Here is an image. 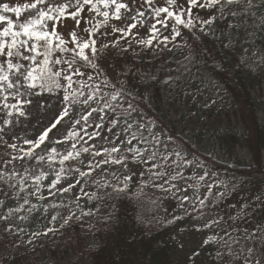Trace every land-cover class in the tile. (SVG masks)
Listing matches in <instances>:
<instances>
[{
    "label": "rangeland",
    "instance_id": "374dc122",
    "mask_svg": "<svg viewBox=\"0 0 264 264\" xmlns=\"http://www.w3.org/2000/svg\"><path fill=\"white\" fill-rule=\"evenodd\" d=\"M257 0H252L254 4ZM34 0H0V4L8 3L10 6L24 5L33 3ZM59 3H65L67 0H58ZM128 4L131 12L122 11L120 20H116L112 16L110 9H105L103 5H99L101 12L109 11V20L107 24H100L97 31L103 33L108 32V35L100 36L104 43L116 40L121 36L120 32H112V27L127 29L128 24L136 23L137 28L133 29L135 37L128 35L125 39L120 40L116 47H112L109 43L107 49V55L111 60V69H116L117 73L112 75V79L116 82H122L126 84L127 76L132 73H138L140 78L154 77L162 80L165 89L169 92V104L171 109V123L168 127L157 121L156 117L145 112L138 104L130 101L127 97H117V103L120 107L116 108L115 113L110 115V118L118 120V124L113 129L115 133H119V140H114V143H120L125 141L121 145V150L128 146V140L136 143L135 149L147 148L150 153L157 151V154L161 157H167L174 159L175 157L180 162V166L183 171H189L192 177L198 178L204 176V185H192L185 176L179 172L181 179L173 181L176 188L180 191L173 189L170 193V198L166 204L159 207V204H152L148 207L147 226L157 227L161 225H171L175 220L174 217L183 215L180 213L179 208L171 209L170 207L184 206L192 208L195 205H199L198 199H205V204L212 203L214 194L218 196L224 193V186L220 179L212 177L207 168L201 164L203 159L199 163H195L193 152L188 149L182 138L188 139L199 150L212 154L216 158L225 162H249L251 160L250 153L245 146L237 145L231 147L227 143H220L211 139L207 134L219 133L224 134L227 132L241 131L242 122L237 114L228 115L224 113V108L227 104L233 101V98L229 91L216 80L206 82L199 88H192L193 84L186 82L185 74L190 71L191 60L193 59L196 50L194 46H189L187 42V36L183 32L176 37L175 40L171 39V26L168 31L161 28L159 24L157 28L161 30V35L156 40H153V44L156 53L148 54L144 50H149L151 46L147 44H138L136 41L143 39L147 41L152 35L150 28L158 19L154 16L152 10L153 7H169L170 10H175V5H168L167 0H153L152 7L144 3V0H121ZM176 5L183 6L187 9L188 0H175ZM86 6L84 11L80 14L82 19L80 25L77 27L75 21L67 16L68 12L74 11V8L66 9L65 17L61 18V22H58L57 31L66 41H69L68 47L74 45L70 42V33L75 30L81 39H86L88 33L84 31L85 28H91L97 25L98 21H103L104 17L96 13L95 11L89 12ZM114 7V6H110ZM253 5L249 6L247 0L243 5L233 4L226 6L223 11V18L220 15L219 6L213 8H199L193 7L192 13L197 17L196 22L201 20L204 15L213 13L215 10L218 16L222 19H228L229 25L238 26L241 24L245 34L243 39L244 53L240 57L241 63L247 68L258 71L263 76V82L261 84V90H257L258 99L261 101V108L258 111V117L262 123H264V7L260 12L255 9L249 13ZM47 10V9H46ZM33 10L28 9L21 13V17L18 19L14 13H5L10 16L15 22L20 23L29 19V13ZM143 11L145 15L140 17L138 12ZM237 13L236 16H232L230 13ZM249 13L250 15L246 16ZM166 14H161L163 17ZM132 16L136 19L133 21ZM91 21V24L86 21ZM50 24L52 22H49ZM6 26V24H0V28ZM18 30V29H17ZM50 30V29H49ZM214 31L209 29L208 32ZM169 36L167 45L160 43L162 36ZM260 38L262 41H257ZM10 39V38H7ZM102 40V41H103ZM129 44L131 45L129 47ZM127 48V51L124 49ZM62 56L65 58V53H59V50L55 51L52 56ZM86 54L91 56L90 50H86ZM40 60L43 57H39ZM24 64V71L29 70L34 62L32 61H14V63ZM0 63H3V59H0ZM80 67L81 71L85 73L82 77L92 87V81H88L89 74L94 77L92 71L85 66L75 65ZM59 67V66H57ZM4 71L9 74L10 79H15L19 74L16 69L8 70L6 63H4ZM3 74V73H0ZM81 79L80 77H74V80ZM181 80V84L178 82ZM183 81V82H182ZM185 81V82H184ZM4 88H0V132L3 135V147L0 152V174H11L19 179V183L9 187V183L1 186L0 183V217L6 216L7 219H0V264H12L15 259V264H72L77 258L80 251L75 248L77 244L76 233L71 229L60 228L62 218L67 217L70 214L75 217H81L79 220H87L88 224L85 229H82V233L87 236L86 245L91 246L96 242V238L92 234V229L95 227L97 221L102 219L103 221L113 212V204L110 203L105 207L91 208V209H79L78 206L73 204L63 203V200L68 201L72 192H80V185H77L71 191L63 193H57L55 196L49 195L48 185L55 179L56 173L60 172V169L64 168V174L68 175V179H62L57 187H67L68 183H74L75 178L78 177V173L74 172V169L79 168L81 171L88 170V161L93 160L98 162L100 159L105 158V154H101L99 157H95L92 153L100 151L101 148H111L112 143L108 140H101L96 138L91 140L88 136L84 135L81 130L84 126V121L76 124V120H79L81 116L86 115L91 108H96L92 101L88 105L78 103L71 107L74 111L69 113V118H66L64 124L59 127V132L54 130L49 134V139L45 141L43 145L34 150V155L29 157L25 156L23 160H14L11 164H5L4 161L11 160L13 156L23 155L19 149L23 148L27 150L31 145L25 144L24 141L35 140L40 135L41 131L49 125V122L57 114L60 109L58 97H62L63 88L56 89L52 92L44 91L42 94L30 95L27 82L22 81L23 86L17 85L16 89H7L6 82ZM63 83V81H62ZM73 88L79 90L80 85L73 84ZM39 92L37 88L35 90ZM85 96L78 97L79 101H83L88 95V89L85 88ZM5 97L7 99L5 100ZM99 98V96L97 97ZM31 100V104H26L24 101ZM8 104L9 107L5 108L4 105ZM16 104L17 108L22 109L25 112L24 116H20L17 108H12L11 105ZM129 104L132 107H129ZM177 109V111H176ZM11 113V115H9ZM10 121L5 124V121ZM92 118H90L91 122ZM107 126V121H105ZM131 125V128L127 132H123L122 129ZM94 129L88 128L87 131L91 133ZM79 133L77 136L70 135L71 133ZM63 133V135H61ZM105 135H108L105 130ZM133 135L135 139H132ZM67 136V139L64 137ZM83 136V139L80 137ZM182 137V138H180ZM109 139H114L109 136ZM60 140L61 143L57 144L54 141ZM15 144L16 149L9 147V145ZM75 144L76 148L73 149L72 145ZM55 147L56 152L52 153L50 150ZM89 148V152L85 153L80 151L82 148ZM69 151L73 152V158L64 162L61 165L60 160L64 155H67ZM80 151L79 156H75V152ZM179 153V155H176ZM120 153H113L112 155L117 157ZM55 157L54 160L49 161L48 156ZM36 156H43V160H37ZM133 156V153H132ZM263 165H264V152H263ZM191 161L190 164H185L184 161ZM133 161V160H132ZM145 161L149 162L147 155H144L143 160H137L134 162ZM106 169V170H105ZM27 170V171H26ZM162 171V169H159ZM168 175L164 179H168L169 171H164ZM41 173L46 175L39 181H36L35 177L40 176ZM116 175L113 176L112 174ZM207 173V175H204ZM62 174V176L64 175ZM123 174L122 165H101L96 168L94 172L87 178L80 177L81 184L84 185V192H88L91 187L104 179H110L119 182V177ZM23 180V184L20 181ZM95 181V182H93ZM202 181V180H201ZM211 186V187H209ZM39 187L40 191L36 196L31 193L36 191ZM55 191V189H52ZM43 196L45 199H38V196ZM187 195L189 200H182V197ZM25 198L29 203L25 204ZM35 205L36 208L32 209ZM56 205L55 208L52 206ZM200 206V205H199ZM47 208V211H45ZM11 210V211H10ZM91 211V215L82 216V212ZM59 213L58 219L51 222V217ZM218 213H206L199 214L196 217L191 218L196 225L209 220L213 217H217ZM75 218L70 221L73 224L76 221ZM171 221V223H169ZM10 230L6 231V229ZM47 228L59 229L55 233H49L47 236L41 235L36 238H32L33 232H44ZM23 229V231H19ZM31 241V242H29ZM230 253L228 248L224 253L219 252L220 257L217 254L208 250V245L204 244L202 236L195 234L194 236H187L183 239L180 247L174 250V259L176 264H244L245 257L248 253L245 249H239L237 246L231 247ZM199 253L198 255H193ZM27 254V257L24 255ZM239 258H236V256ZM260 257L261 264H264V247H255V251L252 253V258ZM13 260V261H12Z\"/></svg>",
    "mask_w": 264,
    "mask_h": 264
},
{
    "label": "trees",
    "instance_id": "16d2710c",
    "mask_svg": "<svg viewBox=\"0 0 264 264\" xmlns=\"http://www.w3.org/2000/svg\"><path fill=\"white\" fill-rule=\"evenodd\" d=\"M250 12L264 7V0H257ZM249 13L246 16L250 15ZM215 16L216 19L210 25L200 27V21ZM194 29H185L180 26V31L186 34L189 46H194L196 53L191 60V68L185 74L186 82L193 84L192 88H199L206 82L216 80L231 94L233 101L224 108L228 115L237 114L242 122L241 131L227 132L224 134H207L211 139L220 143H227L231 147L245 146L250 153L249 162H225L205 153L194 146L190 140L182 137L186 147L190 149L195 163L203 159V164L212 177L220 179L225 190L221 196L214 194L212 203L204 207L195 205L192 208L184 206L179 208L183 215L175 219L171 225L157 227L147 226V210L152 204L161 207L170 198V192H164L153 184L163 183V180L154 179L152 173L169 171V174L181 172L192 185H204V181L192 177L189 171H183L180 162L175 157H161L156 153L155 158L149 162L132 161V152H123L125 148H135L136 143L131 142L122 149L128 157L127 168H123V174L119 182L104 179L94 184L87 192H72L67 202L79 209H91L105 207L114 203L113 212L103 221L98 220L92 229L96 238L94 245L87 246V236L82 229L87 227V220H79L67 225L76 233L77 244L75 248L80 251L72 264H176L174 250L180 247L187 236L195 234L205 240L209 236L216 239L210 240L208 250L217 254L224 253L227 247L224 241L235 240L230 246L239 249L261 247L259 242L254 243L245 237L246 232L259 235L258 228H264V123L258 117L261 101L258 99L257 90H261L263 76L258 71H253L244 66L240 57L244 53L243 39L245 34L241 24L229 25L228 19L222 20L217 12L204 15ZM209 29L214 31L208 32ZM93 38H96L95 36ZM103 40V39H102ZM99 37L97 47L104 43ZM257 41L262 39L257 38ZM151 46L145 53H156ZM61 53V52H59ZM70 54L65 53V58ZM60 56V54H59ZM102 59H95L96 68H92L84 61L78 60L77 64L90 69L94 75L92 87H100V94H111L120 91L130 101L138 104L145 112L156 117L164 126L172 122L169 98L171 92L165 89L162 80L158 77L140 78L138 73L129 74L126 84L116 82L112 75L116 69H111V60L107 55V49L100 53ZM51 66V65H50ZM57 67V66H56ZM105 81L107 83L105 84ZM184 81V82H185ZM181 84V80L178 81ZM183 82V81H182ZM77 86L78 83H74ZM56 89H53V91ZM98 94V96L100 95ZM94 105L96 104L92 101ZM114 104V102H112ZM177 111V109H176ZM3 135L0 132V152L3 147ZM120 154L117 156L119 158ZM156 167L153 168L152 165ZM151 169V171H149ZM162 169V171H159ZM141 173H144L141 175ZM131 174L132 180L123 194H118L115 187H123L125 175ZM151 181V182H149ZM16 185L19 179L11 174H0L1 186L5 183ZM94 194V195H92ZM91 197V198H90ZM218 213L217 217L206 220L196 225L191 218L199 214ZM216 220L218 223L209 224ZM208 227H205V225ZM27 257V254L24 255ZM13 261V260H12ZM12 264H15V259Z\"/></svg>",
    "mask_w": 264,
    "mask_h": 264
},
{
    "label": "snow or ice",
    "instance_id": "6c2138e0",
    "mask_svg": "<svg viewBox=\"0 0 264 264\" xmlns=\"http://www.w3.org/2000/svg\"><path fill=\"white\" fill-rule=\"evenodd\" d=\"M144 3L148 4L149 7H152L153 0H144ZM243 5L245 0H188L187 9L183 8V6L176 5L175 0H167V4L172 6L175 5V10H170L169 7H153L152 10L154 12V16L158 19L155 20V23L151 25L150 31L152 35L147 39V41L140 39L136 42L138 44H147L151 46L153 44V40H156L161 35V30L156 27L157 24L161 26L162 29L168 31L169 26H171V39L175 40L176 37L181 35L180 26H183L185 29H194L197 25L195 17L192 13L193 7L199 8H213L219 6L220 15L223 18V11L226 6H231L233 4ZM249 6L252 5V0H247ZM99 5H103L105 9H110L112 12V16L115 17L116 20H120L122 16V9L126 12H131L132 10L129 8L128 4L125 2H121V0H67L65 3H59L58 0H34L33 3H28L24 5H16L10 6L8 3L0 4V24H6V26L0 28V59H3V63H0V82H6L7 89H16L17 85L23 86L21 83V79L24 82H27L28 89L30 91V95H40L44 91L52 92L53 89H61L63 88L62 97H58V102L60 104V109L57 114L53 117V119L49 122V125L46 126L40 133L37 139L33 140H25L24 143L31 145L27 150L21 148L19 151L23 153L20 156H13L11 160L4 161L5 164H11L14 160H23L25 156H33L34 150L39 148L41 145L45 143L46 140L49 139V134L54 130L59 132V127L64 124L66 118H69V113L74 111V108L71 107L78 103H83L84 105H88L90 101H94L97 104L96 108H91L90 111L87 112L86 115L81 116L79 120H76V124H80L81 120L84 121V126L82 127V131L84 135L88 136L89 139L94 140L96 138H100L101 140H108L109 143H112L113 146L109 148H101L100 151H96L92 153L93 156L99 157L101 154H105V158L100 159L98 162H93V160L88 161V170L81 171L79 168L74 169V172L78 173V177L75 178L74 183H68L67 187H57L60 184L62 179L67 180L69 177L67 174H64V168L60 169V172L56 173L55 179L51 181L48 185L49 187V195L55 196L57 193L69 192L77 185H80V191L88 196L89 193L84 192V185L81 184L80 177L87 178L91 175L92 172L95 171L96 168H99L101 165H122V167L127 168L128 157L123 154V152H132V160H143L144 155H147L148 160H153L155 158L156 153H150L147 148L145 149H135V148H125L122 152L121 145L125 143V141H120V143H114V140H119L120 134L115 133L113 129L118 124V120L115 118H110L112 113H115L116 108L120 107L117 103L114 105L112 101H117V97L121 96L120 91H116L114 94H111L110 99L108 98V94H100L102 89L100 87H91L86 81L82 79L85 75L84 72L81 71L80 67H76L78 60L84 61L87 65H90L92 68H96L97 64L94 62L95 59H102L100 53L104 52L109 48V43L112 47H116L120 40L125 39L128 35H133L135 37V33H133V29L137 28L136 23H130L125 28H117L115 26L112 27V32H120L121 36H119L116 40L110 41L109 43H103L97 47V39L100 36H107L108 32L105 31L100 33L97 31V28L100 24H107L109 20V11L101 12ZM88 7V11H95L96 13L101 14L104 17L103 21H98L97 25L91 28H85L84 31L88 33L86 39H81L77 32L73 30L70 33V42L74 45L73 47H68L69 41H66L62 36L58 33L57 27L58 22H61V18L65 17L66 9L74 8V11L68 12L67 16H70L74 21L76 26L78 27L81 23V13L84 11L85 7ZM110 6H114L111 7ZM31 9L32 12L29 13V19L24 22L17 23L10 16L5 15V13H14L15 16L19 19L21 17V13L26 10ZM47 9V10H46ZM166 14L163 17L161 14ZM232 16H236L237 13H230ZM140 17H143L145 13L143 11L138 12ZM136 19L135 16H132V20ZM216 19L215 16L210 17L209 19L201 20L200 27L203 28V25H210ZM49 22H52L51 24ZM86 23L91 24V21H86ZM18 29V30H17ZM50 29V30H49ZM96 38H93V37ZM10 38V39H7ZM169 41V36H162L160 43L167 45ZM131 45L129 44V47ZM59 50L61 53H69L68 58H64L62 56H56L53 58L52 54ZM86 50H90L91 56L86 54ZM128 49L125 48L124 51ZM43 57L42 60L39 57ZM14 61H32L33 65L29 70H26V74L24 71H20L24 69V64L22 63H14ZM4 63H6L8 70L16 69L18 71V75L15 79H10L9 74L4 71ZM51 65V66H50ZM59 66V67H56ZM74 77H80L81 79L74 80ZM93 79L92 75L89 74L87 77L88 81ZM63 81V83H62ZM78 83L80 85V89H74L73 84ZM107 81H105V84ZM5 83H0V88H4ZM39 89V92H36V89ZM88 89V95L83 101H79L78 97L85 96L84 89ZM99 95V98L98 97ZM7 97H5V100ZM26 104H31V100L24 101ZM5 108L9 107L8 104L4 105ZM12 108H17L16 104L11 105ZM131 108L132 105L129 104ZM17 111L20 116H24L25 112L22 109L17 108ZM11 115V113H9ZM90 118H92L91 122ZM107 121V126L105 124ZM10 121H5V124H8ZM94 125V129L91 133L87 131L88 128H92ZM131 128V125H128L127 128L122 129L123 132H127ZM105 130L108 135H105ZM63 135V133H61ZM70 135L77 136L79 133L73 132ZM109 136L114 139H109ZM67 139V136L64 137ZM83 139V136L80 137ZM132 139H135L133 135ZM54 143H61L60 140L54 141ZM128 144H131V140L127 141ZM9 147L16 149L17 146L15 144L9 145ZM72 148L75 149L76 145L73 144ZM52 153L56 152V148L53 147L50 150ZM80 151L88 153L89 148L84 147ZM80 151L75 152V156L80 155ZM113 153H120L119 158L113 156ZM176 155H179L177 153ZM37 160H43V156H36ZM73 158V152L69 151L67 155H64L60 160L61 165L64 164L65 161ZM49 161L55 159L54 156H48ZM167 159V157H165ZM185 164H190L191 161L185 160ZM153 168L156 167L155 164L152 165ZM106 170V169H105ZM27 171V170H26ZM151 171V169H149ZM62 174H64L62 176ZM144 173H141L143 175ZM46 174L41 173L40 176L35 177L36 181L41 180ZM113 176L116 174L113 173ZM154 179L163 180V183L153 184V187L159 188L164 192H170L173 189L176 191H180V189L176 188V185L172 183L173 181H177L181 179L179 172L175 175H169L168 179H164L166 172H155L152 173ZM204 175H207L205 173ZM201 180L204 179V176L200 177ZM124 185L123 187H115V191L118 194H123L125 189L128 188L129 182L132 180V175L128 174L123 177ZM95 182V181H93ZM151 182V181H149ZM23 184V180L20 181ZM9 187H14L13 185H9ZM211 187V186H209ZM55 189V191H52ZM39 187L36 188V191L31 193V195L36 196L39 193ZM94 195V194H92ZM91 198V197H90ZM38 199H45V197L38 196ZM190 198L187 195L182 197V200H189ZM198 199L199 205L201 207L205 206V197L204 199ZM3 201H0L2 204ZM24 203H29L28 199L25 198ZM53 208L56 205L52 206ZM36 208L35 205L32 206L31 210ZM11 211V210H10ZM47 211V208H45ZM91 211L82 212V216L91 215ZM59 213L57 215H53L51 217V222H54L58 219ZM79 220L81 217H75L74 213L68 215L67 217L62 218V223L60 224V228H64L65 225H68L70 221L73 219ZM0 219H7L6 216L0 217ZM174 219H178V217H174ZM171 223V221H169ZM218 221L212 220L209 221V224H216ZM205 227H208L206 224ZM6 229V231L10 230ZM19 231H23L20 229ZM59 231V229L55 228H47L44 232H33L32 238L39 237L41 235L47 236L49 233H55ZM256 232L259 235H254L251 232H246L245 237L247 239H251L254 243L259 242L262 247H264V228L256 229ZM216 237L209 236L204 240V244H207L210 240H214ZM31 242V241H29ZM231 243H236L235 240H225L224 245L228 248L229 252H232ZM248 256L244 259V264H261L260 257L252 258V253L255 251V248L246 249ZM199 253H194L193 255H198ZM218 258L220 254L217 253ZM236 258H239L237 255Z\"/></svg>",
    "mask_w": 264,
    "mask_h": 264
}]
</instances>
